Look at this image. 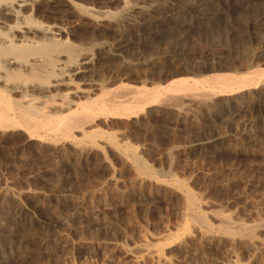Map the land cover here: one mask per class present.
Masks as SVG:
<instances>
[{"label":"rangeland","instance_id":"1","mask_svg":"<svg viewBox=\"0 0 264 264\" xmlns=\"http://www.w3.org/2000/svg\"><path fill=\"white\" fill-rule=\"evenodd\" d=\"M72 1L108 17L100 23L65 6L54 19H41L61 27L75 50L130 39L104 79L140 87L164 77L156 64L176 48L167 39L133 43L132 21L144 7L195 0H125L134 7L129 16H120V0ZM223 4L229 6L220 20L204 19L177 47L191 66L219 57L244 66L264 52V0ZM262 84L215 102L156 104L100 120L92 139L76 133L74 140L49 135L42 142L0 130V264H264ZM223 107L228 114L214 122ZM24 218L52 227L20 234L12 222Z\"/></svg>","mask_w":264,"mask_h":264},{"label":"bare ground","instance_id":"2","mask_svg":"<svg viewBox=\"0 0 264 264\" xmlns=\"http://www.w3.org/2000/svg\"><path fill=\"white\" fill-rule=\"evenodd\" d=\"M120 1V16H129L134 7L131 9L125 0ZM182 3L171 4L168 8L157 6L154 11L153 8L144 7L140 18L132 21L135 30L131 39L133 43L167 39L176 49L166 53L161 61L158 60L155 74L164 76L158 82L152 80L154 83L148 86L146 80L141 81L140 87H128L122 84V80L117 81L120 77L108 82L104 76L111 73L110 67H114L113 62L120 57L118 52L126 47L130 37L127 42L123 38L118 39L112 47L75 50L62 39L61 27L42 20L54 19L65 6L81 10L72 0H0V130L25 132L42 142L49 135L74 140L76 133L92 139L97 132L91 129L100 120L127 117L135 110L153 108L156 104L176 105L183 100L215 102L213 99L216 97H230L244 90L255 89L262 82L264 85V52L254 53L244 66H235L239 59L220 57L209 62H194L192 66L184 61L189 56L185 50H177V47L204 19L212 17L220 20L229 5L225 6L223 0ZM245 4L246 7L247 1ZM236 5H244V2L238 1ZM82 13L100 23L108 17L93 10H83ZM243 36L248 41L256 39V35L249 33ZM254 62L259 63L257 67L252 66ZM172 68L174 70H169ZM228 110L224 108L218 113L214 112V122L220 119L221 114H228ZM133 159L139 169L146 170L139 158ZM187 200L190 207L194 205L191 195L187 196ZM12 223L13 229L19 233L33 228L47 230L52 227L25 218Z\"/></svg>","mask_w":264,"mask_h":264}]
</instances>
